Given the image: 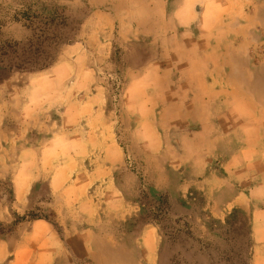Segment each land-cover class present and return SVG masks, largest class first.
Returning a JSON list of instances; mask_svg holds the SVG:
<instances>
[{"label": "rangeland", "instance_id": "rangeland-1", "mask_svg": "<svg viewBox=\"0 0 264 264\" xmlns=\"http://www.w3.org/2000/svg\"><path fill=\"white\" fill-rule=\"evenodd\" d=\"M230 1L0 0L62 42L0 83V264H264V29L228 44Z\"/></svg>", "mask_w": 264, "mask_h": 264}, {"label": "trees", "instance_id": "trees-1", "mask_svg": "<svg viewBox=\"0 0 264 264\" xmlns=\"http://www.w3.org/2000/svg\"><path fill=\"white\" fill-rule=\"evenodd\" d=\"M1 14L0 83L11 78L16 72H30L49 67L52 61V53L62 45L59 34L54 32L57 31L56 27L54 28L55 19L43 17L44 13L38 14L32 10L17 13L11 18V22L20 24L31 33V37L23 41H15L5 39L3 30L8 21L6 16ZM51 36L53 37L51 38ZM234 219L235 217H232L228 221V225H232ZM5 232L6 227L0 222V236L4 235Z\"/></svg>", "mask_w": 264, "mask_h": 264}, {"label": "crops", "instance_id": "crops-1", "mask_svg": "<svg viewBox=\"0 0 264 264\" xmlns=\"http://www.w3.org/2000/svg\"><path fill=\"white\" fill-rule=\"evenodd\" d=\"M223 1L225 2V0H223ZM232 1L233 0H231L230 2H232ZM246 2L248 3V5L251 4V5H254L255 7L249 8L247 10L244 9V10L238 11V12H236L235 10H232L230 8L229 10L224 12L222 14V16L219 18L220 27L218 29H221L224 31V36H222V38H224V39L225 38H233L234 39V41L231 39L228 40L227 41L228 44L232 43V44H239V45H252L255 42V40L253 38V33H251V30H253V29L258 30L261 28L264 29V0H247ZM203 13H204V11H203ZM233 28L244 30V34L240 33L239 37H232L230 30ZM200 29H201L200 34L202 36H205L206 34L202 30L203 28L200 27ZM259 40H257V42H259ZM263 40H264V37H263ZM197 57H199V56H197ZM153 66L154 65H152L150 67V69H149L150 72H156L157 71V69ZM149 70H148V72H149ZM75 183L78 184V181H75ZM76 185H74V186H76ZM37 227H45V226L40 221L35 222L33 225V230L31 232V235L35 232ZM27 243H28L27 239L24 237L22 240V243L20 245V250H18V252H19L18 257L21 254L20 251L22 253L27 252V250H28L27 249L28 248ZM3 250L4 249L2 248L1 249L2 254H3ZM18 257H16L15 262L18 261Z\"/></svg>", "mask_w": 264, "mask_h": 264}]
</instances>
